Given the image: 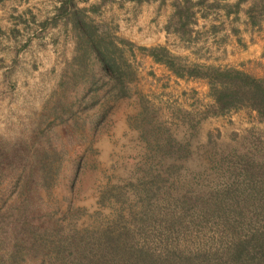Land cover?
<instances>
[{"label":"trees","instance_id":"obj_1","mask_svg":"<svg viewBox=\"0 0 264 264\" xmlns=\"http://www.w3.org/2000/svg\"><path fill=\"white\" fill-rule=\"evenodd\" d=\"M62 4L77 41L58 82L59 100L40 115L42 124L28 138L0 137V264H264V153L258 149L211 150L210 178L197 172L194 178L179 179L173 162L153 173L144 168L125 183L127 190L105 187L96 202L112 211L85 226L76 225L79 207L68 202L62 210L58 202L48 203L68 152L65 146L78 140L77 119L61 94L78 80L92 85L95 62L100 77L107 78L106 92L115 98L127 94L131 75L115 44L96 36L95 27L83 19L85 9L75 8L72 0ZM190 5L189 0L174 1L177 20L171 22L186 25ZM138 49L176 77L205 79L212 100L208 115L246 109L264 124V76L187 62L163 45ZM63 115L71 118L67 145L53 128L56 119L64 123ZM183 149L165 138L155 153L173 160L185 157Z\"/></svg>","mask_w":264,"mask_h":264},{"label":"rangeland","instance_id":"obj_2","mask_svg":"<svg viewBox=\"0 0 264 264\" xmlns=\"http://www.w3.org/2000/svg\"><path fill=\"white\" fill-rule=\"evenodd\" d=\"M17 1L7 6V9L3 7L2 10L7 12L9 9L16 13L21 4L26 9L29 5L31 9H37L31 5V2L36 3L37 6L47 5L46 2H48L47 0ZM80 2V0H72L75 8L87 11L86 7L78 6ZM248 2L249 7L246 11L250 24H258L255 28L257 31H259V25H263L264 30V0H248ZM27 3L28 5H25ZM31 9L30 11L23 9V14L28 16L24 17L20 35L15 38L0 32V45L2 50H9L13 42L17 62L20 65L26 63L36 70L37 66H42L38 59L39 49L49 48L53 53L58 49L49 36H46V39L43 38L44 35L36 36L41 33L39 32L40 25L31 21L29 13ZM60 9L64 12L62 8ZM85 11L81 15L88 24L95 27L94 34L111 40L120 50L122 60L128 64L131 70L130 80L127 83L128 91L127 94L116 98L114 95L110 96L106 92L109 86L104 84L107 78L103 75L100 77L96 62L92 64V69L96 71L94 77L97 79L92 85L89 80L84 82L78 80L74 85L70 84L65 88L60 98L71 105L70 112L78 122V126L74 129V136L78 140L70 147L65 146L68 152L62 160L57 184L48 194V203L58 202L57 205L62 210L68 202L79 207L81 211L76 225L85 226L88 223L104 220L103 216L112 211V207L105 202L103 206H98L96 202L105 187L120 185L127 190L125 183L133 182L142 174L144 168L153 173V170L164 168L173 162L178 165V173L174 176H179V179L194 178L197 172H202L205 175L204 178H210L213 177V172L207 156H212L211 150L223 154L229 150L246 152L258 149L264 153V124L254 119L253 111L239 109L222 115H208L206 111L212 104V100L207 90L203 94L201 89L186 91L184 96L192 103L188 105H183L182 98L178 99V96L169 95L162 99L156 98L147 86V64L144 60L147 54L138 49V46L147 47V45H138L135 41L126 40L117 33L116 22L105 21L101 18L97 21L89 14L91 11L89 13ZM232 16L234 27L240 22L235 21V13ZM66 19L70 22L72 30L70 58L62 64L55 87L41 104L38 113H23L9 108L7 112L9 121L4 124V131H0V137L4 140L14 141L16 138H28L32 130L38 127V124H42L43 118L40 115L45 114L46 109L59 100L58 82L65 65L75 55L77 41L72 21L68 17ZM171 19L166 26L168 25L170 31L178 32L183 41L190 42L195 41L199 36H208L204 30L198 31L191 22L182 27L171 22ZM10 29L15 28L13 26ZM24 54H26V59H23ZM114 55L116 56V53ZM152 80L157 84V80L150 76L151 84H153ZM161 81L165 80L160 78L158 82ZM53 91L54 94H52ZM183 106L192 107L188 110ZM51 118L50 116L47 120ZM63 119V124H59L56 119L53 128L60 134L62 142L67 145L65 129H69L71 118L63 115ZM165 138H170L173 145H184L186 149H183L182 153H185V157L173 160L167 157L159 158L155 153L156 145L163 142ZM98 211L99 216L94 214Z\"/></svg>","mask_w":264,"mask_h":264},{"label":"crops","instance_id":"obj_3","mask_svg":"<svg viewBox=\"0 0 264 264\" xmlns=\"http://www.w3.org/2000/svg\"><path fill=\"white\" fill-rule=\"evenodd\" d=\"M1 1L0 32L16 38L23 29L21 25L24 23V17L28 16L23 14V9L30 11L31 7L29 5L26 9L21 4L16 13L9 9L5 12L2 10L3 7L7 9V6L18 1ZM47 1V5L38 6L31 2L37 9H31L29 12L31 21L40 25L41 33L36 36L44 35L45 39L49 36L58 49L55 53L49 48L39 49L38 59L42 66H37L34 70L26 63L20 65L15 55L14 43L10 41L9 50H2L0 45V131H4V124L9 121L7 112L10 107L23 113L39 112L41 104L55 87L62 64L71 56L72 30L70 22L66 19L68 14L63 9L61 0ZM80 1L78 6L86 7V13L91 11L89 13L91 17L97 21L101 18L116 22L117 33L128 41H135V44L147 47L163 45L171 53L191 62L219 67L234 66L254 75L264 76L263 25H259L257 31L255 28L258 24H250L246 11L249 7L248 0H189L190 15L186 22L193 23L198 31L204 30L208 33V36H199L190 42L183 41L178 32L166 28L171 18L177 20L173 2L178 1L181 4L182 0ZM233 13L235 21L240 22L234 27ZM13 26L16 30L10 29ZM23 59H26V54L23 55ZM144 60L147 64V86L156 98L178 96V99L182 98L185 102L182 101L183 105H188L192 103L184 96L187 90L201 89L205 94L207 90L205 79L176 77L163 64L153 61L149 55H145ZM150 76L157 80V84L153 80V84L150 83ZM160 78L165 81L158 82ZM183 107L189 110L192 106Z\"/></svg>","mask_w":264,"mask_h":264}]
</instances>
